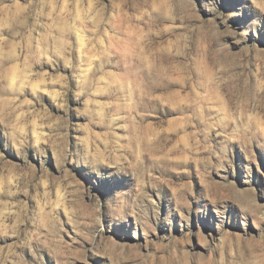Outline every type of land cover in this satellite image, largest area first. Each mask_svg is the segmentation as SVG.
Here are the masks:
<instances>
[{
	"label": "rangeland",
	"instance_id": "rangeland-1",
	"mask_svg": "<svg viewBox=\"0 0 264 264\" xmlns=\"http://www.w3.org/2000/svg\"><path fill=\"white\" fill-rule=\"evenodd\" d=\"M0 264H264V0H0Z\"/></svg>",
	"mask_w": 264,
	"mask_h": 264
}]
</instances>
